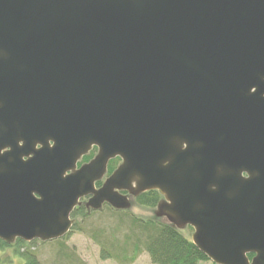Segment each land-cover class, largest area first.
Returning a JSON list of instances; mask_svg holds the SVG:
<instances>
[{"label": "water", "instance_id": "obj_1", "mask_svg": "<svg viewBox=\"0 0 264 264\" xmlns=\"http://www.w3.org/2000/svg\"><path fill=\"white\" fill-rule=\"evenodd\" d=\"M148 190L213 263L264 264V0H0V239Z\"/></svg>", "mask_w": 264, "mask_h": 264}, {"label": "rangeland", "instance_id": "obj_2", "mask_svg": "<svg viewBox=\"0 0 264 264\" xmlns=\"http://www.w3.org/2000/svg\"><path fill=\"white\" fill-rule=\"evenodd\" d=\"M94 153L92 151L91 156ZM130 201L132 205L129 209L117 210L116 213L108 204L95 211L86 209L85 200H82L80 205H83L85 214L72 216L73 228L62 238L47 241L34 239L32 242L24 241L22 246L17 247L20 252H33L40 264H154L142 244L134 259L130 258L133 244L138 242L139 237V232L130 221L131 217L147 220L155 218V207L141 205L135 198ZM180 230L191 239V227ZM103 247L109 251L105 257L100 255ZM16 249H0V257L5 264L22 263L20 255L15 253ZM197 264L215 263L206 259Z\"/></svg>", "mask_w": 264, "mask_h": 264}, {"label": "trees", "instance_id": "obj_3", "mask_svg": "<svg viewBox=\"0 0 264 264\" xmlns=\"http://www.w3.org/2000/svg\"><path fill=\"white\" fill-rule=\"evenodd\" d=\"M91 153L90 155H86L83 159H89ZM114 162V160L109 162V170L113 169ZM161 198L162 196L157 190H148L140 193L136 197V201L141 205L155 207ZM84 212L83 205H80L74 208L72 216L84 215ZM115 212L118 213L117 210ZM160 219L161 218L155 217L147 220L131 217L130 222L139 232L138 242L133 244L132 254L130 256L131 259H134L136 256L140 244L143 245L144 250L154 264H197L199 261L207 259L206 255L196 247L192 240L182 234L181 230L168 221ZM24 243L25 242L19 238L12 243H7L0 239V249L15 247L17 248L15 253H18L21 257L20 259H22L21 264H40L33 252L19 251L18 247L22 246ZM108 253L109 251L103 247L100 255L105 257ZM249 256H251V254ZM3 260L4 259L0 257V264H5Z\"/></svg>", "mask_w": 264, "mask_h": 264}, {"label": "flooded vegetation", "instance_id": "obj_4", "mask_svg": "<svg viewBox=\"0 0 264 264\" xmlns=\"http://www.w3.org/2000/svg\"><path fill=\"white\" fill-rule=\"evenodd\" d=\"M97 149V147L96 146H93L92 147V149L90 150L91 152L92 151H94L95 153H96V150ZM94 153V154H95ZM86 155H88V154H86ZM86 155H84L83 157H82V159H80L79 160V162L77 163V165H80L81 163H83V162H87V160H89V159H91L94 155H92V156H90V158L89 159H87V160H84L83 158L86 156ZM111 160H114L115 162H114V166H113V169H111V170H109L108 169V165H109V162L111 161ZM120 161H121V159H120V157H115V158H113V159H109V161H108V163H107V167H106V172L104 173V175H103V177L101 178V180H99L100 181V183H99V185L101 184V182L102 181H104L103 179H105L114 169H115V167H117V165L120 163ZM81 162V163H80ZM245 174V173H244ZM251 254V256H249ZM254 254L253 253H249L248 254V258H250V257H252Z\"/></svg>", "mask_w": 264, "mask_h": 264}]
</instances>
